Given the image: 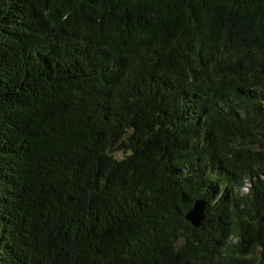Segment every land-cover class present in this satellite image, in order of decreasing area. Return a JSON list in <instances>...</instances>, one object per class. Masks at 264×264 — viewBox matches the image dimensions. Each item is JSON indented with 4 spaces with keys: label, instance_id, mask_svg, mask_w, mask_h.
I'll use <instances>...</instances> for the list:
<instances>
[{
    "label": "trees",
    "instance_id": "16d2710c",
    "mask_svg": "<svg viewBox=\"0 0 264 264\" xmlns=\"http://www.w3.org/2000/svg\"><path fill=\"white\" fill-rule=\"evenodd\" d=\"M0 264H264V0H0Z\"/></svg>",
    "mask_w": 264,
    "mask_h": 264
},
{
    "label": "water",
    "instance_id": "95a60500",
    "mask_svg": "<svg viewBox=\"0 0 264 264\" xmlns=\"http://www.w3.org/2000/svg\"><path fill=\"white\" fill-rule=\"evenodd\" d=\"M208 201L199 199L194 202L193 207L185 216V220L189 222L195 229H201L207 212Z\"/></svg>",
    "mask_w": 264,
    "mask_h": 264
}]
</instances>
